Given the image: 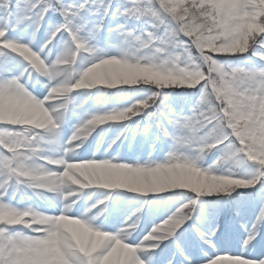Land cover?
<instances>
[{
	"label": "snow or ice",
	"instance_id": "1",
	"mask_svg": "<svg viewBox=\"0 0 264 264\" xmlns=\"http://www.w3.org/2000/svg\"><path fill=\"white\" fill-rule=\"evenodd\" d=\"M0 264H264V0H0Z\"/></svg>",
	"mask_w": 264,
	"mask_h": 264
}]
</instances>
